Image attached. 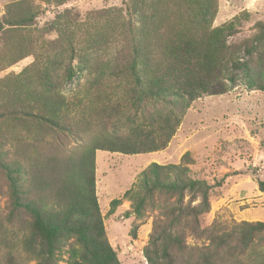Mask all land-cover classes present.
Instances as JSON below:
<instances>
[{
	"label": "trees",
	"instance_id": "obj_1",
	"mask_svg": "<svg viewBox=\"0 0 264 264\" xmlns=\"http://www.w3.org/2000/svg\"><path fill=\"white\" fill-rule=\"evenodd\" d=\"M30 3L10 0L0 19V40L8 38L0 51V71L29 55L36 58L22 72L0 78V170L9 188L8 221L30 224L24 245L35 251L38 264H58L56 254L70 239L75 247L70 248L69 264H120L97 200L96 151L137 154L166 148L192 103L228 91L238 70L251 86L261 88L264 73L260 78L255 68L264 71V22L254 24L253 35L243 44L229 43L240 31L239 22L212 26L218 0H129L126 15L118 11L113 19L103 21V14L101 21L93 16L77 26L65 22V16L59 42L39 48L22 32L36 24L40 13ZM83 27L85 38L78 44L77 32ZM120 42L130 55L112 70L115 78L125 79L124 85L119 80L114 86L128 98L132 111H138L143 125L151 126L136 125L129 134L102 131L89 146L60 160L38 161L42 163L35 168L29 161L34 146L40 148L55 132L72 131L64 123L70 109L62 93L64 80L70 84L79 71L92 72V55ZM242 50L248 57L243 61ZM75 60L81 65L74 66ZM191 163L189 153L179 164L152 163L142 174V191L125 194L133 203L127 216L138 217L154 204L155 195L166 196L165 201L174 198L144 248L149 264H236L241 255L264 264V222L203 227L211 191L221 184L193 177ZM259 187L264 192V181ZM119 203L113 200V208ZM188 236L204 243L191 245Z\"/></svg>",
	"mask_w": 264,
	"mask_h": 264
},
{
	"label": "rangeland",
	"instance_id": "obj_2",
	"mask_svg": "<svg viewBox=\"0 0 264 264\" xmlns=\"http://www.w3.org/2000/svg\"><path fill=\"white\" fill-rule=\"evenodd\" d=\"M30 1L32 10H40V13L36 24L27 26L22 32L26 38L36 40L34 44L39 48L54 46L59 42L60 24L65 16H69L65 22L67 20L77 26L85 24L93 16L101 21L103 14L104 21L107 16L115 18L118 11L126 15L129 2ZM8 3L10 0H0V19L5 15ZM235 19L239 22L240 31L229 38V43L243 44L253 35L254 24L264 22V0H218V11L212 26L219 27ZM74 25L68 27L74 28ZM83 31L84 27L77 32L78 44L85 38ZM6 40H0V51L4 49ZM127 48L120 42L96 52L92 55V72L88 68L79 71L70 84L64 80L66 84L62 87V93L68 98L70 107L64 123L66 130L72 128V131L55 132L45 144L39 145L40 148L34 146L29 161L35 168L42 163L38 161L48 163L54 159L60 160L73 151L81 150L84 145L89 146V142L102 131L106 134H129L136 125L141 128L151 126L148 122L143 125L138 111H132L128 98L114 86L119 80L125 84L124 76L115 78L112 70L129 58ZM239 57L242 61L248 58L243 50ZM35 61V56L29 55L1 70L0 78L18 74ZM73 64L76 67L81 65L78 60ZM255 69L262 78L264 71L257 66ZM61 73H64L63 68ZM97 76H100L99 80H95ZM254 79L259 80L258 76ZM228 84V91L203 95L192 103L166 148L137 154L96 151L97 200L106 237L120 264H149L144 248L157 222L165 221L167 207L174 204V198L165 201L166 196L157 194L154 204L147 206L142 216H127L133 203L125 196L126 192L142 191V174L152 163L179 164L186 153L192 159L189 168L193 177L221 184L211 191L210 210L202 218L203 227L217 223L230 228L242 221L264 222V192L259 187V181H264V84L261 88L251 86L242 70L236 71V83ZM135 120L137 124H134ZM113 200H120L115 208L112 206ZM8 212L9 188L0 170V264H38L35 251L27 250L24 245L25 238L31 232L30 224L20 219L9 223ZM187 242L198 246L204 243L193 236H188ZM72 245L74 239L66 241L57 252L58 264H69ZM240 257L236 264H259L252 257Z\"/></svg>",
	"mask_w": 264,
	"mask_h": 264
}]
</instances>
